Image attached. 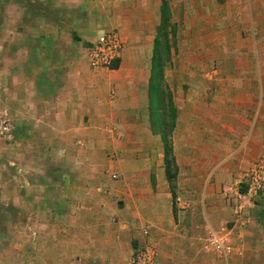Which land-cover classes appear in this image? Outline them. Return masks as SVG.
<instances>
[{"label": "crops", "instance_id": "obj_1", "mask_svg": "<svg viewBox=\"0 0 264 264\" xmlns=\"http://www.w3.org/2000/svg\"><path fill=\"white\" fill-rule=\"evenodd\" d=\"M213 1H180L185 13L216 12L220 33L206 45L220 52L183 58L178 116L170 132L163 125L173 189L159 130L168 117L150 102L162 0L2 2L0 121L12 130L0 127V201L44 223L54 264H129L146 244L155 264L238 257L221 260L199 238L206 224L232 226L228 188L264 156V0ZM108 30L124 42L118 68H91L84 46ZM256 208L233 244L257 256Z\"/></svg>", "mask_w": 264, "mask_h": 264}, {"label": "rangeland", "instance_id": "obj_2", "mask_svg": "<svg viewBox=\"0 0 264 264\" xmlns=\"http://www.w3.org/2000/svg\"><path fill=\"white\" fill-rule=\"evenodd\" d=\"M4 1L0 0V22L2 21L1 12L4 8V3L2 4V2ZM165 1L169 7L170 18L168 21L166 40L168 48L162 50V55L168 56L169 59L166 64L167 69L165 70H171L173 76L168 89L171 94V99L176 102L179 100L178 97L182 98L180 85L183 80L181 68L184 56L189 53H192V55H198L199 53H209V55H212L220 52L218 50V48H220L219 46L206 45L207 39H215L220 33V30L218 29L219 26L216 24L218 16L216 15V12L211 10V12L208 13L205 12L204 9L203 11L199 10L197 12H192L190 9L197 4L202 5L204 8L207 7L211 9V7L214 6L219 7L218 5H220V3L218 2L215 5L213 0H186V2L189 3L188 7H192L189 9L187 7L186 9L188 10L185 13L183 9L184 4L183 2H180L181 0ZM222 18L226 21V14H223ZM236 32H238L237 29L233 30V35ZM83 59L87 62L86 58ZM164 82L169 83L166 81ZM168 89L166 90L165 88L163 92L164 102L168 101ZM166 105L167 103L164 106L166 107ZM165 107L161 110V113H165V116H170L172 111L168 108L165 111ZM2 116L3 117L0 121L1 125L8 121L5 114ZM177 116L178 110L175 108V118H177ZM0 146L2 147L3 144L1 143ZM5 203V200L0 201V264H54L50 259L52 254L49 255L46 253L45 248H43L46 247V228L44 223L37 219L33 220L26 217L20 219V207L5 205ZM6 213L8 214V217L6 216ZM229 224L231 223L226 222L222 225L219 224L220 226L215 227V229H221V227L225 225L229 226ZM260 226L261 225L258 224L255 226L254 230H261ZM257 241L260 242L259 246H261L258 250L259 254L257 256L250 254L251 250L249 251V249L248 251L244 250L242 257H233L228 260V264L231 262V264H264V250H262V246H264V237L257 238ZM200 244H202V241H200ZM146 246L152 247L150 244H146L140 249L143 250ZM140 249L138 251H140ZM153 249L155 250V248ZM207 253L213 255L209 250H207Z\"/></svg>", "mask_w": 264, "mask_h": 264}, {"label": "built area", "instance_id": "obj_3", "mask_svg": "<svg viewBox=\"0 0 264 264\" xmlns=\"http://www.w3.org/2000/svg\"><path fill=\"white\" fill-rule=\"evenodd\" d=\"M124 42L116 30L103 33L98 39L84 46V56L89 67L111 69L112 64L120 62ZM12 125L3 123L1 132L8 134ZM234 186L228 188L227 194H231L232 211L234 219L232 226L227 225L221 229H215L208 224L203 226V235L199 238L206 250H209L221 260H227L230 256H242L243 250L239 244H233L234 237L240 232V225L246 220L257 206V201L264 193V156L257 160L249 169L242 172ZM243 189V190H242ZM240 227V228H239ZM238 231L236 232V229ZM156 252L152 247H145L137 251L129 264H155Z\"/></svg>", "mask_w": 264, "mask_h": 264}, {"label": "trees", "instance_id": "obj_4", "mask_svg": "<svg viewBox=\"0 0 264 264\" xmlns=\"http://www.w3.org/2000/svg\"><path fill=\"white\" fill-rule=\"evenodd\" d=\"M160 14H161V20H160V26L158 28V38L156 40V46L154 50V57H153V67H152V88L150 91V102L153 104H156V106L159 108L158 110H161L164 108L163 103L164 97L163 92L161 94L159 85H161L162 80V67L164 65V61L166 60V57L162 55V50L168 48L167 44V27H168V21L170 18L169 13V7L165 0H162V4L160 7ZM163 40V42H162ZM118 68L117 64H112V69ZM154 80H156L154 82ZM154 82V83H153ZM160 93V94H159ZM162 96V99H161ZM166 108L170 109L172 111V114L168 117V123L163 119L159 122V130L160 134L162 135V138L164 137V153H165V172H166V178L168 182L170 183V187L173 189L174 187V181L175 176L177 172V167L174 161V157L172 155V150L170 146V141L167 139V133L171 131V129L174 127V120H175V108L173 105V101L171 99L170 94H168V101ZM163 125L168 126L167 127V133H165V127ZM243 190V189H242ZM258 206V213L259 218L258 222L262 226L264 230V193L261 195L260 199L257 201Z\"/></svg>", "mask_w": 264, "mask_h": 264}]
</instances>
